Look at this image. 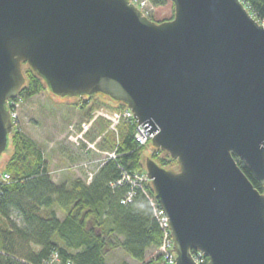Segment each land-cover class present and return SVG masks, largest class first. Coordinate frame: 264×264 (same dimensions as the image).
<instances>
[{
	"label": "water",
	"instance_id": "water-1",
	"mask_svg": "<svg viewBox=\"0 0 264 264\" xmlns=\"http://www.w3.org/2000/svg\"><path fill=\"white\" fill-rule=\"evenodd\" d=\"M170 1L157 23L130 0H0V158L26 64L57 97L126 105L177 160H146L176 264H264V192L234 158L264 187V24L243 0Z\"/></svg>",
	"mask_w": 264,
	"mask_h": 264
},
{
	"label": "trees",
	"instance_id": "trees-1",
	"mask_svg": "<svg viewBox=\"0 0 264 264\" xmlns=\"http://www.w3.org/2000/svg\"><path fill=\"white\" fill-rule=\"evenodd\" d=\"M243 1L251 15L264 24V0ZM149 2L161 7L170 0ZM25 78L20 92L22 101L48 89L30 68ZM96 97L78 105L82 111L88 109L85 121H90L92 113L102 106L111 111L128 110L126 105L114 101V106L98 103L97 107L88 108L89 100ZM108 129L109 122L98 119L86 136L91 142L103 136L97 148L115 153L116 158L105 160L90 182L79 177L57 184L44 151L14 127L9 142L12 152L3 171L10 180L0 184V264H57L52 263L55 254L61 264H111L117 260V253L124 256L118 264L163 262L162 257L146 262L147 254L159 250L164 241L147 198V194L154 195L152 185L144 184L140 189L123 181L125 174L147 172L146 152L152 143L140 146L135 139V126L128 123L119 127L118 143ZM84 147L81 151L89 156L92 152ZM150 158L163 168H178L177 160L165 151L154 149ZM234 158L254 187L263 193L264 187L246 163L236 155ZM130 193H134L131 202ZM199 262L208 264L209 260L202 257Z\"/></svg>",
	"mask_w": 264,
	"mask_h": 264
},
{
	"label": "rangeland",
	"instance_id": "rangeland-1",
	"mask_svg": "<svg viewBox=\"0 0 264 264\" xmlns=\"http://www.w3.org/2000/svg\"><path fill=\"white\" fill-rule=\"evenodd\" d=\"M152 8V19L157 23L164 21L167 22L175 17V6L171 1L165 6H154ZM22 69L25 76L29 67L24 64ZM83 101L88 100L87 98H60L47 89L33 98H25L18 108V128L33 139L44 151L48 164L50 163V172L53 178H55L54 181L57 184L68 182L67 180L69 179L79 177H85V179L88 180L90 173L94 175L95 172L105 164V160L108 158L112 159L110 155H115V153L104 152L97 148V144L101 141L103 136H98L95 142H91L86 136L85 139L93 144L92 146L94 149H89L90 152H92L89 156L84 155L81 151V148L84 146V148L87 147V145L80 142L82 141L81 138L83 137V133L77 131L80 127L82 131V125L88 122L85 121L88 109L82 111L79 108V106L81 107L83 105ZM98 103H102L103 105L107 104L109 106L115 105V103L109 98L98 95L93 100H89L87 106L88 108L94 106L97 107L99 105ZM101 113L110 114L112 117L119 113H117V111H111L104 106L100 107V109L98 108L92 113V118L97 114L98 117L96 118V121L98 119H103L109 122L108 131H111L114 134L118 143L119 127L126 122H122L117 126L116 131H113L111 122L101 116ZM72 126L74 128L73 133L71 132ZM91 129L89 131H91ZM76 139L81 143V146L76 144ZM11 150V147H9L8 151L0 158V177L1 174H3L6 162L11 155ZM153 151L154 148L149 146L146 152V157L150 158ZM174 170H178V168ZM58 214L60 218L64 217L62 213L59 212ZM158 253L159 251L149 252L147 254L146 262L157 258L159 256ZM116 256L117 260L111 262V264H118L119 260L124 258L122 253H117ZM131 264L137 263L131 262Z\"/></svg>",
	"mask_w": 264,
	"mask_h": 264
},
{
	"label": "built area",
	"instance_id": "built-area-1",
	"mask_svg": "<svg viewBox=\"0 0 264 264\" xmlns=\"http://www.w3.org/2000/svg\"><path fill=\"white\" fill-rule=\"evenodd\" d=\"M130 2L137 8L139 9L142 14L149 18L152 19L153 17V10L151 11V9H153L152 7H154L149 0H130ZM22 102V100L20 99V96L15 99V100H10L8 102V109L10 111V115H11V122L14 127H18L17 125V119H18V108L20 103ZM117 113L114 117L110 116V114H100L101 116H103L105 119H107L108 121L111 122L112 124V129L113 131H116L117 126H119L122 122H126L128 124L134 125L135 126V139L137 141V143L140 146H145L147 144H149L150 142H152L153 137L155 136V133H149L146 128L143 126V124H138V121L136 119V117L134 116L133 112L131 110H126V111H117ZM97 114L93 116V118L88 121L87 123H84L82 125V131L77 130L81 133H83V137L81 135V140L80 142L84 143L85 145H87L88 149H94V147L92 146L93 144L89 143L85 137L86 134L89 132V130L92 128V125L96 122V118H97ZM72 129V133L74 131L73 126L71 127ZM76 131V130H75ZM76 131V132H77ZM77 135V134H76ZM73 136V134H72ZM71 136V138H72ZM76 144L78 146H81V143H79V141H77V139L75 140ZM110 157H112V159L116 158V156L114 154L110 155ZM93 174L90 173L89 174V178L88 181L90 182L93 178ZM124 180L125 182L131 184L133 187H138L140 189L144 188V184H151V180L149 179L147 172L144 174H136V175H129V174H125L124 176ZM10 180V176L7 174H1L0 177V184H2L3 182H7ZM123 181L120 182L119 184L122 185ZM147 198L151 203V206L154 210V216L155 219L157 221V223L159 224V227L161 228L162 232H163V244L162 247L157 250L159 251L158 253V257H162L163 259V263H167V264H176V253L174 251V242H173V238H172V234H171V229H170V224H169V219L166 215V212L161 208L158 200L156 199L155 193L154 195H149L147 194ZM134 197V193H130L129 194V198L128 201L131 202L132 199ZM197 263L200 264V259L203 257L201 254L198 253V256H194ZM52 263H57V264H61V259L59 257L58 254H55L53 256V260Z\"/></svg>",
	"mask_w": 264,
	"mask_h": 264
},
{
	"label": "flooded vegetation",
	"instance_id": "flooded-vegetation-1",
	"mask_svg": "<svg viewBox=\"0 0 264 264\" xmlns=\"http://www.w3.org/2000/svg\"><path fill=\"white\" fill-rule=\"evenodd\" d=\"M83 98L91 99V98H93V97H83Z\"/></svg>",
	"mask_w": 264,
	"mask_h": 264
},
{
	"label": "crops",
	"instance_id": "crops-1",
	"mask_svg": "<svg viewBox=\"0 0 264 264\" xmlns=\"http://www.w3.org/2000/svg\"><path fill=\"white\" fill-rule=\"evenodd\" d=\"M50 164V163H49ZM55 179V178H54Z\"/></svg>",
	"mask_w": 264,
	"mask_h": 264
}]
</instances>
